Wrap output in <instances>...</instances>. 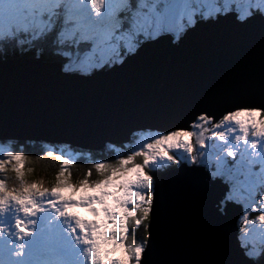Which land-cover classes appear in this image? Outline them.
<instances>
[{"label":"snow or ice","instance_id":"1","mask_svg":"<svg viewBox=\"0 0 264 264\" xmlns=\"http://www.w3.org/2000/svg\"><path fill=\"white\" fill-rule=\"evenodd\" d=\"M223 22L264 41V0H0V68L43 66L58 81L90 84ZM244 99L218 120L202 111L184 127H158L142 147L92 163L75 182L70 160L45 152L59 164L50 188L25 179L23 154L6 152L0 171L10 164L16 186L0 179V264H159L174 194L162 188L180 171L200 173L216 216L231 222L228 256L211 264H264V88ZM42 204L56 219L37 222ZM249 208L259 213L253 220Z\"/></svg>","mask_w":264,"mask_h":264},{"label":"water","instance_id":"2","mask_svg":"<svg viewBox=\"0 0 264 264\" xmlns=\"http://www.w3.org/2000/svg\"><path fill=\"white\" fill-rule=\"evenodd\" d=\"M200 31L173 52L156 45L123 70L90 84L58 81L43 66L0 68V131H7L0 142L64 144L95 152L106 142H128L137 130L184 127L202 111L218 120L234 104L258 96L264 88L260 33L237 36L227 22ZM129 128L133 132L127 134ZM61 132L66 136H58ZM175 176L174 186L162 188L174 194L154 258L159 264L226 259L232 225L216 216L214 190L198 172Z\"/></svg>","mask_w":264,"mask_h":264},{"label":"trees","instance_id":"3","mask_svg":"<svg viewBox=\"0 0 264 264\" xmlns=\"http://www.w3.org/2000/svg\"><path fill=\"white\" fill-rule=\"evenodd\" d=\"M7 144L5 142H2ZM12 147L13 153L23 154L26 159L24 161V172L25 179L29 182L36 181L38 183L45 181L46 187H51L52 182L55 178V173L59 169V164L54 159L44 157V153L48 151H53L56 153L57 149L55 144H46L43 142H10L8 143ZM103 151L99 152H88L91 154L89 160L85 156H80L73 160L69 166H67V171L70 172L72 181L82 178V174L85 170H88L92 163L97 162L96 158H104ZM8 169V168H7ZM8 170L0 171L2 176L0 179H6L8 185L15 184L14 173ZM91 179H96V174L93 173L90 177ZM44 184V183H43ZM134 230V229H133ZM143 228L139 230H134L128 237L131 242L134 237H142Z\"/></svg>","mask_w":264,"mask_h":264},{"label":"rangeland","instance_id":"4","mask_svg":"<svg viewBox=\"0 0 264 264\" xmlns=\"http://www.w3.org/2000/svg\"><path fill=\"white\" fill-rule=\"evenodd\" d=\"M155 135V130H145V131H141V130H137L134 131L131 135V138L128 142L125 143H111V142H106L104 148L100 151H103V156L104 158H96L97 162L99 161H111L113 159H115L118 155L120 154H127V152L131 149H136L139 147H142V144L144 142H147L150 136H154ZM209 134H206V136ZM58 136L64 137L66 136L65 133L61 132L58 133ZM7 144H4L2 142H0V159H5V153L6 152H12V147L8 144L10 142H5ZM49 145V144H48ZM57 151L56 154H63L66 158H68L70 160V162H72L73 160L77 159L80 156H85V158H87V160H89L91 154L88 152H92V151H87V150H81L78 148H72L68 145H64V144H55ZM95 152H99V151H95ZM179 155V153H177ZM137 162H142L140 159H137ZM8 169H10L9 171H11V165L9 164L7 166ZM5 170H8V169ZM4 172V171H3ZM93 173H95V171L93 170ZM0 176H2V173L0 174ZM38 183V182H37ZM40 183H44L43 185L46 187V182L42 181ZM16 186L15 184H11L9 185V187H14ZM44 206V207H43ZM43 209L42 212L44 211H51L52 209H50L46 204H42L41 206ZM249 211V216L252 218H255L256 215H253V213H256L254 211H252L251 208L248 209ZM259 213H257L258 215ZM242 222V223H241ZM245 222L244 219L241 218L239 221V225L242 228L244 226ZM134 230H131V233H133Z\"/></svg>","mask_w":264,"mask_h":264},{"label":"bare ground","instance_id":"5","mask_svg":"<svg viewBox=\"0 0 264 264\" xmlns=\"http://www.w3.org/2000/svg\"><path fill=\"white\" fill-rule=\"evenodd\" d=\"M157 100V99H156ZM42 206V205H41ZM44 207V206H43ZM44 209V208H43ZM45 210V209H44ZM53 214V211H44V212H40L37 216V222L38 223H43L45 220L48 219H56ZM52 215V216H51ZM57 223L60 224V226L63 228L65 227V223L62 220H57ZM3 241L0 240V245H2Z\"/></svg>","mask_w":264,"mask_h":264}]
</instances>
